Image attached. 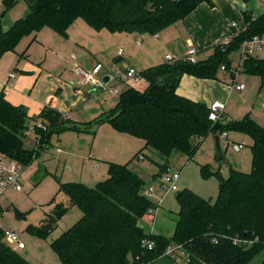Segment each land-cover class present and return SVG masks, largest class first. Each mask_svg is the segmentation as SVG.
Segmentation results:
<instances>
[{
  "label": "trees",
  "instance_id": "1",
  "mask_svg": "<svg viewBox=\"0 0 264 264\" xmlns=\"http://www.w3.org/2000/svg\"><path fill=\"white\" fill-rule=\"evenodd\" d=\"M28 8L26 17L17 20L9 29L1 23L19 0H4L0 14V60L16 50L28 35L49 27L63 37L69 28L83 19L94 30L111 33L157 35L164 29L183 21L201 4L215 7L213 0H22ZM247 3L252 0H242ZM244 29L230 45H214L212 54L192 64L181 58L141 72L149 85L144 90L129 85L115 107L92 121L76 125L70 123L51 103L38 118L32 119L23 106L11 104L0 93V153L28 167L40 153L50 146L54 133L72 127L95 130L110 124L117 132L142 139L144 149L161 157L175 151L193 158L200 144L209 135L237 131L248 135L253 144L252 171L244 173L231 169L227 178L209 166L201 168L204 179L216 177L219 193L215 201L206 199L185 188L178 192V220L171 238L145 230L140 222L152 221L154 206L144 195V181L129 164L109 163L108 179L94 187L83 183L61 184L60 192L70 199V207L82 212L80 220L51 243L62 264H132L141 261L154 264L171 246L181 245L189 254L188 264H251L264 253V127L248 114L242 120L218 121L210 119L211 108L178 94L181 79L189 75L199 79H217L221 66L230 71L231 55L240 44L255 35L264 34V14L253 17L243 13ZM243 73L264 78V59L251 56L242 66ZM37 121L45 129H35L40 137L34 148L26 147L25 140ZM161 170L166 165H159ZM56 198L53 200L52 203ZM70 207L55 205L40 226L27 230L47 239ZM158 208V207H157ZM17 217H24L15 210ZM240 239L246 244H236ZM155 243L146 251L144 241ZM0 264H32L4 238L0 227ZM264 264V259L259 263Z\"/></svg>",
  "mask_w": 264,
  "mask_h": 264
},
{
  "label": "rangeland",
  "instance_id": "2",
  "mask_svg": "<svg viewBox=\"0 0 264 264\" xmlns=\"http://www.w3.org/2000/svg\"><path fill=\"white\" fill-rule=\"evenodd\" d=\"M12 9L10 11L13 13L7 17L8 22L16 17H26L29 13L27 4L22 0ZM77 21L78 24L76 23L71 29L69 28L67 37L59 35L49 27L40 31L38 40L35 39V34L25 36L15 51L8 52L2 57L0 64V68L4 69L7 64L12 62L13 69L17 68L27 77L41 76L44 78V83L56 84L55 91L47 97L46 102L53 100L57 108L60 97L62 102L67 98L76 99L78 96L83 98L73 108L61 112L64 116H70V123L72 124L82 125V123L95 119L99 115L98 111L108 112L112 110L121 93L129 86L127 84L116 85L119 94H112L109 90L92 92L89 94L91 97L87 99L89 101H84L93 87L90 85L82 86L80 84L81 77L74 70L77 61L80 67L87 69L80 63L89 60L82 54H88L90 43L103 49L101 53H95L103 64V70L100 73L101 78L109 74L115 75L118 69L122 67L121 64H127L137 69L138 62L139 69H141L138 71L142 72L161 64L167 53H170L176 60L183 56L182 50L185 49V45L180 41L182 38L180 34L175 44L167 46L163 44V39L161 41L150 40L153 36L151 34L111 33L107 30H101L108 36L101 41L96 35L101 31L94 30L83 19ZM79 24L85 29L82 30L81 27H78ZM141 41L142 45H140ZM45 44L50 45V51L46 50ZM120 53H122L124 60L119 58ZM255 56L264 57V54L257 53ZM237 58V52L231 55V59L234 61ZM94 61L92 59L91 63ZM221 72L223 71L220 70L218 75ZM246 76L248 75L244 73L241 78H246ZM72 83L75 84L72 85ZM116 83L112 82L111 85ZM227 83H230V80ZM130 85L141 90L145 89L144 83ZM254 96L255 93L250 96L249 102L245 106L246 109H249L248 111L253 107ZM239 102L240 100L234 96L230 99L231 105H238ZM23 107L27 114L35 119V116H31L28 109ZM247 113L240 111L239 118L234 120H242ZM34 123L35 121L32 122V124ZM94 131L69 127L54 133L50 140V146L43 150L30 166H24L21 178L22 191L9 188L0 200V227L3 230L16 231L26 246L24 250H19V253L25 258L28 257L32 264H42L44 259L48 264H62L57 253L52 249L51 243L74 226L82 217L81 210L78 207H70V199L65 193L60 192L61 184L83 183L86 186L94 187L99 182L108 179L109 163L129 164L131 169L143 179L144 191H150L147 198L154 206V212L152 221L146 219L140 224L149 233L153 232L169 238L173 236L178 220L179 206L176 200L178 192L189 188L198 195L213 201L218 196L219 182L214 176L204 179L201 174L203 166H209L213 171H220L225 178L229 176L231 169L244 173L252 171L251 145L253 141L248 135L237 131H229L228 140L221 138L220 153L217 150L213 135H209L203 141L194 138L192 143L194 145L200 144V146L193 158L177 151L170 157H161L152 150L144 149L145 142L142 139L119 133L110 124H102L95 134ZM34 138L35 134L31 130L25 140L26 147L31 149L36 146V139ZM228 142L242 144L244 147L236 151L233 145L228 144ZM57 148L67 150V155L63 153L58 155ZM139 156H143L144 159L140 160ZM159 165H166L167 167L161 170ZM170 172L181 173L178 183L179 191L167 192L161 186V176ZM55 198L56 200L52 203ZM57 204L70 207V209L47 239H41L27 230L30 226H40L48 215L53 214ZM15 210H18L24 217H17ZM263 259L264 253L255 258L251 264H259ZM178 262L187 264L181 258ZM154 264H174V261L160 259Z\"/></svg>",
  "mask_w": 264,
  "mask_h": 264
},
{
  "label": "crops",
  "instance_id": "3",
  "mask_svg": "<svg viewBox=\"0 0 264 264\" xmlns=\"http://www.w3.org/2000/svg\"><path fill=\"white\" fill-rule=\"evenodd\" d=\"M3 1L4 0H0V14L4 10ZM213 2L215 4V7H210L206 3L201 4L183 21H179L174 25L164 29L162 32L157 34V37L156 35H153L150 40L152 39V41H161L163 39V44L168 46L169 44H175L176 39H178L180 34L182 36V38H180V41L185 45V49L182 50L183 56L181 58H185L188 49L191 46H194L198 50V60H205L211 56L213 52L211 48L231 34V24L233 22H237L240 25L244 24L243 13L245 11L251 12L253 14V17L255 18L264 14V0H252L247 3L243 2L242 0H213ZM12 11L14 10L12 9ZM11 13L13 12L10 11L5 19L2 20L1 28L4 30L9 29L17 20L21 19V17H16L8 22L7 17H9ZM76 23L78 24L79 22L76 21L70 27V29L74 25H76ZM78 27H81L82 30L85 29L83 28V26H81V24H79ZM39 33L35 34V39L37 40L39 38ZM96 35H98L97 37H99L101 41L105 38H108L107 34H104V32L102 31ZM140 45H142V41ZM49 46L50 45L45 44L47 51H50ZM102 51L103 49L101 47L96 44L90 43L89 49L87 51L88 54H82V56L89 58V60H86L80 64H83L82 66L87 69L94 67L96 64H102L96 57L97 55H95V53H101ZM202 53H204V56H202ZM262 54H264V52H262ZM167 56L172 55L170 53H167L164 56L163 62L161 64L167 62ZM256 57L264 59V57ZM119 58L121 60H124L123 55L119 56ZM76 59L78 60V57H76ZM92 59L95 60L94 63H91ZM174 60L176 59L174 58ZM232 61V68H236L240 63L239 54L237 60L234 61L232 59ZM1 63L2 59L0 61V64ZM11 63L7 64L4 69L0 68V93L4 92L6 99L11 104L15 106H25L28 109V113L33 117L35 116V118L49 103L57 108L54 105L53 100L46 102L47 97L53 94V92L55 91L57 87L56 84L48 82L44 83V78H42L41 76L27 77L26 75H24L25 73L18 70L17 68L13 69ZM77 63L79 64V62L77 61L75 65H78ZM125 65L121 64L120 66L123 67ZM139 66V63L137 62V70H141L139 69ZM14 73L16 74V77L14 79H11V75ZM243 74L244 73H242L241 75ZM241 75H239L237 80L239 83H244L246 85V88L240 92L231 91L230 86L233 80V76L228 72H221V74L218 75L217 79L211 80L199 79L189 75H185L181 79L177 92L178 94L190 98L194 101L204 103L209 107L214 102L219 101L225 103L224 118L227 121H232L235 118H239L238 114L240 113V111H244L248 112L247 115L249 114L254 121L264 127V78L248 75L246 76V78L242 79ZM48 79L50 78L48 77ZM229 80L230 83H227L229 82ZM74 84L75 83H72V85ZM80 84L82 86L84 85L82 81L80 82ZM85 86L87 85H84V87ZM92 92L96 93L93 89L90 90L88 95ZM254 93L255 96L252 101L253 107L250 111H248L249 109H246L245 106L249 102L248 100L250 96ZM233 96L240 100L238 105L235 104L234 106L230 104V99ZM90 97V95H86V99L84 101L88 102L89 100L87 99H89ZM82 99L83 98L78 96V98L76 99L67 98L64 100V102H62L60 97L57 109L59 112L69 110L76 104L80 103ZM79 107H81V105H79ZM102 113H104V111H98L99 115H101ZM68 117L70 119V116ZM215 137L216 136H214V138ZM60 149L63 151L64 155H67V150L62 148ZM64 162L66 163L67 160ZM152 234L155 233L152 232ZM26 259L28 261L30 260L28 259V257H26ZM42 264L48 263H46L44 259Z\"/></svg>",
  "mask_w": 264,
  "mask_h": 264
},
{
  "label": "built area",
  "instance_id": "4",
  "mask_svg": "<svg viewBox=\"0 0 264 264\" xmlns=\"http://www.w3.org/2000/svg\"><path fill=\"white\" fill-rule=\"evenodd\" d=\"M244 29V24L240 25L237 22H233L231 24V34L224 38L219 43L225 46H228L231 44L232 39L236 36H238L241 31ZM157 37V35H156ZM264 52V34L261 35H255L251 38L245 39L239 46L237 53L240 56V63L236 68H231L229 71L225 65L221 66V70L223 72H228L233 76L232 84L230 86L231 91H242L246 88V85L244 83H239L237 78L239 75L243 73L242 66L245 60H247L251 56H255L257 53ZM119 56H122V53L119 54ZM186 60L192 64H196L198 60V50L196 47L191 46L186 54ZM167 62L172 63L174 62V58L172 56L166 57ZM103 70L102 64H97L90 70L84 69L80 67L79 65H75V70L78 75H80L82 83L84 85H90L93 87L95 92L105 91L109 90L112 94H119V89L117 88L118 84H139L144 83L145 87L149 85V82L143 78L141 75V72H139L137 69L130 65H125L118 69L115 75L110 76V80L107 84L104 83L103 77H100V73ZM16 77V74L11 75V79H14ZM112 82H117L114 85H111ZM117 85V86H116ZM211 114L210 119L212 121H218L225 112V104L222 102H214L211 106ZM66 118H69L68 116H65ZM41 128L45 129V126L40 122H35L31 126V130L35 134V129ZM221 138H224L228 140V133L223 132L220 135ZM36 139V145L40 137L35 134ZM228 144L233 145L234 149L236 151H239L243 149L244 145L242 144H236V143H230ZM63 151L60 148H57V154H62ZM140 160H143V156H139ZM24 172V166L19 163L17 160L12 159L8 156H6L3 153H0V200L5 194V192L12 188L16 191H22L23 187L21 184V178ZM181 178L180 172H170L166 173L163 176H161L160 183L161 186L167 191V192H176L179 191L178 183ZM150 192V191H149ZM147 191H144V195L147 197L148 193ZM157 211V209H156ZM153 210L150 211V214H153ZM4 238L10 244L15 250H23L25 249V243L21 240L20 236L16 233L14 230H4ZM236 244H246L247 242H244L240 239H234ZM155 247V243L151 240H145L144 241V248L146 251L153 250ZM179 258L186 261L188 264L189 261V254L186 252L183 246L176 245L169 247L164 255L160 258L163 259H169L173 260L174 264H180L178 262ZM132 264H151V262H145L141 261L139 257L136 259V261Z\"/></svg>",
  "mask_w": 264,
  "mask_h": 264
},
{
  "label": "water",
  "instance_id": "5",
  "mask_svg": "<svg viewBox=\"0 0 264 264\" xmlns=\"http://www.w3.org/2000/svg\"><path fill=\"white\" fill-rule=\"evenodd\" d=\"M109 80H110V76H109V75L103 77V81H104L105 84H107V83L109 82ZM215 140H216L217 150H218V152L220 153V152H221V147H220V136H216V137H215Z\"/></svg>",
  "mask_w": 264,
  "mask_h": 264
}]
</instances>
